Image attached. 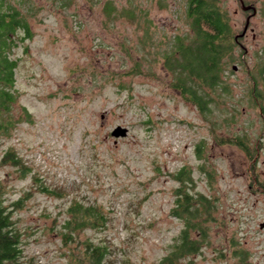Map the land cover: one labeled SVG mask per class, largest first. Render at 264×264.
Segmentation results:
<instances>
[{"label":"rangeland","instance_id":"374dc122","mask_svg":"<svg viewBox=\"0 0 264 264\" xmlns=\"http://www.w3.org/2000/svg\"><path fill=\"white\" fill-rule=\"evenodd\" d=\"M109 1L117 9L111 17ZM220 2L234 37L245 18L234 15V0ZM188 5H23L32 9L33 36L13 53L14 124L0 136L4 201L21 238L22 258L12 264H92L88 242L106 248L103 264H163L186 229V217L173 214L180 187L173 177L183 169L191 173L190 192L211 210L195 222L202 231L188 233L195 250L177 263L264 264V18L255 21L257 40L250 37L227 60L228 92L213 94L202 115L173 88L164 66L175 38L192 34ZM119 126L127 137L112 136ZM8 154L17 164L5 161ZM74 202L97 207L107 221L85 227L72 243L63 239V223Z\"/></svg>","mask_w":264,"mask_h":264},{"label":"trees","instance_id":"16d2710c","mask_svg":"<svg viewBox=\"0 0 264 264\" xmlns=\"http://www.w3.org/2000/svg\"><path fill=\"white\" fill-rule=\"evenodd\" d=\"M28 2L29 0H0V136L9 134L14 124L11 112L17 102L18 60L13 53L20 43L33 36L30 21L32 9L23 7ZM105 12L108 17L117 13L113 2L105 4ZM188 19L192 34L175 38L172 52L164 57V66L173 75V88L202 115H207L211 104L215 103L212 95L219 89L228 92L222 75L228 58L232 57L233 29L220 0H189ZM196 152L198 156H202L204 147L198 146ZM7 159L17 164L11 154L5 157V161ZM175 176L173 178L180 183V187L174 191L176 209L173 214L186 217V229L181 243L163 264H178L177 260L182 255L195 250V243L189 241L188 233L192 229L200 233L201 224L195 222L211 210L209 200L201 196L196 198L190 192L193 181L187 169ZM42 191L51 192L45 186H42ZM21 202L14 206H19ZM69 215L70 218L63 223V239L72 243L85 227L93 228L107 221V216L97 207L78 202L69 207ZM85 250L92 264H103L105 247L88 242ZM21 258L20 233L15 227L11 210L5 205L4 188L0 181V264L18 263ZM239 264L245 263L241 260Z\"/></svg>","mask_w":264,"mask_h":264},{"label":"flooded vegetation","instance_id":"af4514ba","mask_svg":"<svg viewBox=\"0 0 264 264\" xmlns=\"http://www.w3.org/2000/svg\"><path fill=\"white\" fill-rule=\"evenodd\" d=\"M234 1L236 5V9L234 10V15L244 17L245 25L241 33L234 35L231 44H232V51H235L237 49L241 52V50L245 48L244 41L248 40L250 37L253 40H257L258 35L256 33V28L254 26L257 25L255 21L258 19V17L262 16L264 18V0H234ZM222 5L223 3L221 4V6ZM225 11L228 13L227 9H225ZM232 29L234 31L233 26ZM233 70L236 71L237 67L234 66ZM261 71L264 72V65L262 66ZM254 98L256 99L257 103L259 104L261 103L262 98H259L256 95ZM256 153L257 156L260 154V152H256Z\"/></svg>","mask_w":264,"mask_h":264},{"label":"water","instance_id":"95a60500","mask_svg":"<svg viewBox=\"0 0 264 264\" xmlns=\"http://www.w3.org/2000/svg\"><path fill=\"white\" fill-rule=\"evenodd\" d=\"M112 136L114 138H125L128 136V129L119 126L112 132ZM261 228H264V224L261 225Z\"/></svg>","mask_w":264,"mask_h":264}]
</instances>
